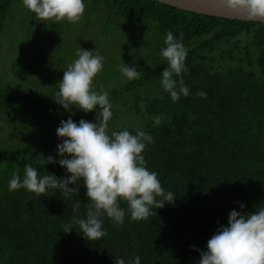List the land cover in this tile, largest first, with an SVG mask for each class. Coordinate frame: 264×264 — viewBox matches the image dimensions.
Returning a JSON list of instances; mask_svg holds the SVG:
<instances>
[{
    "label": "trees",
    "instance_id": "16d2710c",
    "mask_svg": "<svg viewBox=\"0 0 264 264\" xmlns=\"http://www.w3.org/2000/svg\"><path fill=\"white\" fill-rule=\"evenodd\" d=\"M14 1L0 0V39ZM84 3L101 9L118 25L121 19L150 23L159 50L168 31L177 39L183 33L188 50L187 71L182 74L190 90L187 97L173 102L163 91L160 74L167 66L165 60L118 90L122 94L157 84L152 97L136 93L132 113L146 117L139 130L154 138L143 153L147 167L158 173L165 192L176 195L175 202L153 208L145 221H133L122 202L123 225L102 217L107 235L98 241H88L75 225L65 233L64 226L74 216H86L82 184L79 194L66 200L54 190L40 197L25 189L8 190L13 172L22 178L29 163L41 176L70 175L58 163L45 164L49 155L59 159L56 149L62 139L50 134L5 141L7 148L0 154V264H114L117 257L128 264L136 255L140 264H198L196 249L206 250L218 227L227 225L231 210L248 213L264 206V23L195 13L157 0ZM10 82L0 77L4 122L15 123L50 105L52 92L36 98L38 88L19 91ZM50 82L56 85L55 80ZM200 91L206 98L196 96ZM95 116L94 111V120ZM124 129L132 134L138 130L130 126L111 128L109 133ZM77 201L80 207L74 212ZM240 203L246 205L243 210Z\"/></svg>",
    "mask_w": 264,
    "mask_h": 264
},
{
    "label": "clouds",
    "instance_id": "9594fccd",
    "mask_svg": "<svg viewBox=\"0 0 264 264\" xmlns=\"http://www.w3.org/2000/svg\"><path fill=\"white\" fill-rule=\"evenodd\" d=\"M23 6L35 14L37 21L78 23L86 9L84 0H22ZM226 9L242 11L249 19L264 21V0H223ZM172 31L166 33L165 46L160 56L167 62L160 74V84L164 92L177 102L181 96L189 95L182 74L187 71L188 50ZM76 59L63 71L57 82L58 91L53 98L65 110L71 112L75 107L85 113L96 112L95 122L71 116L61 120L56 129L58 139L57 155L44 157L45 164L58 163L67 173L63 177L48 173L40 175L30 163L24 165L23 177L13 172L8 182V190L25 189L38 197L49 190L59 191L64 200L79 194L80 184L86 189V216H74L64 226L65 233L78 226L79 233L88 241H98L107 235L103 229L102 217H107L116 225H123L127 213L133 221H145L153 215L152 209H161L174 203L176 195L165 192L158 173L150 171L143 155L148 144L154 143L152 135L142 130L132 134L129 130L111 131L109 121L113 117L109 92L101 87L94 90V78L104 68V56L99 49H76ZM133 64H135L133 62ZM120 73L128 80L139 79L141 72L124 62L119 66ZM176 77V78H174ZM178 78V79H177ZM203 91L197 97H205ZM97 106H99L97 108ZM155 123H160L159 117ZM22 160L23 157H17ZM53 193V194H54ZM80 207L77 201L73 211ZM245 204L240 203L243 210ZM195 248V246H193ZM199 251L198 264H264V206L253 212L231 210L227 225H221L207 241L206 250ZM114 264H125L117 257ZM128 264H140L139 255Z\"/></svg>",
    "mask_w": 264,
    "mask_h": 264
},
{
    "label": "rangeland",
    "instance_id": "374dc122",
    "mask_svg": "<svg viewBox=\"0 0 264 264\" xmlns=\"http://www.w3.org/2000/svg\"><path fill=\"white\" fill-rule=\"evenodd\" d=\"M85 5L82 19L73 24L67 21H37L35 14L23 6L22 0H15L0 39V77L5 83L12 81V87L19 91L38 88L41 92L34 96L36 98L45 91L52 92L54 96L63 71L77 58L76 49L79 46L91 51L98 48L105 58L104 68L94 78L93 87L97 91L103 87L109 92V99H113L109 130L130 126L140 129L146 117L132 113L135 95L140 92L143 97H152L157 84L119 94V88L128 80L118 66L124 62L136 67L142 74L147 67L164 61L160 50L156 49L155 28L143 20L134 24L121 19L118 25L106 19L101 9ZM52 80L56 85L50 82ZM93 114L94 111L85 113L75 107L69 112L54 98L45 109L25 115L15 123L4 122L0 114V154L7 148L5 141L13 143L23 138L35 140L54 135L61 120L71 116L73 120L84 118L95 122Z\"/></svg>",
    "mask_w": 264,
    "mask_h": 264
},
{
    "label": "water",
    "instance_id": "95a60500",
    "mask_svg": "<svg viewBox=\"0 0 264 264\" xmlns=\"http://www.w3.org/2000/svg\"><path fill=\"white\" fill-rule=\"evenodd\" d=\"M167 5H171L180 9L201 13L205 15L223 17L228 19H238L244 21H258L264 23L262 20H252L242 11L233 12L226 9L223 5V0H157Z\"/></svg>",
    "mask_w": 264,
    "mask_h": 264
}]
</instances>
